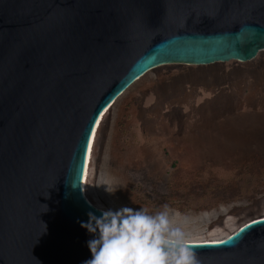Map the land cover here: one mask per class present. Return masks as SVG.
<instances>
[{
    "label": "water",
    "instance_id": "95a60500",
    "mask_svg": "<svg viewBox=\"0 0 264 264\" xmlns=\"http://www.w3.org/2000/svg\"><path fill=\"white\" fill-rule=\"evenodd\" d=\"M261 50L264 0H0V264L91 258L93 132L136 80ZM189 243L202 264H264V215Z\"/></svg>",
    "mask_w": 264,
    "mask_h": 264
},
{
    "label": "rangeland",
    "instance_id": "374dc122",
    "mask_svg": "<svg viewBox=\"0 0 264 264\" xmlns=\"http://www.w3.org/2000/svg\"><path fill=\"white\" fill-rule=\"evenodd\" d=\"M86 192L101 208L168 204L190 240L264 215V50L141 76L101 122Z\"/></svg>",
    "mask_w": 264,
    "mask_h": 264
},
{
    "label": "clouds",
    "instance_id": "9594fccd",
    "mask_svg": "<svg viewBox=\"0 0 264 264\" xmlns=\"http://www.w3.org/2000/svg\"><path fill=\"white\" fill-rule=\"evenodd\" d=\"M99 213L89 211L88 220L80 221L92 236L91 258L82 264H202L168 204L155 212L125 205Z\"/></svg>",
    "mask_w": 264,
    "mask_h": 264
},
{
    "label": "bare ground",
    "instance_id": "6f19581e",
    "mask_svg": "<svg viewBox=\"0 0 264 264\" xmlns=\"http://www.w3.org/2000/svg\"><path fill=\"white\" fill-rule=\"evenodd\" d=\"M146 74V73H145ZM140 79V78H139ZM128 89V88H127ZM126 89V90H127ZM118 99V98H117ZM116 99V100H117ZM115 100V101H116ZM115 103V102H114ZM113 103V104H114ZM112 104V105H113ZM111 105V106H112ZM111 106L105 111V113H103V115H102V117H101V119H100V122H99V124H98V126H97V129H96V131H95V135L93 136V140H92V144H91V148H90V153H89V157H88V161H87V165H86V169H85V174H84V184H83V191H84V194H85V196L87 197V199L91 202V203H93L91 200H90V198L88 197V195H87V192H86V185H87V179H88V173H89V166H90V163H91V155H92V152H93V147H94V145H95V140H96V137H97V132H98V130H99V127H100V125H101V122L103 121V118L105 117V115L107 114V112L109 111V109L111 108ZM95 205V204H94ZM96 206V205H95ZM98 207V206H97ZM99 208H101V207H99ZM226 237V236H225ZM224 238V237H223ZM223 238H220V239H207V240H190L189 242H196V241H218V240H221V239H223Z\"/></svg>",
    "mask_w": 264,
    "mask_h": 264
},
{
    "label": "snow or ice",
    "instance_id": "6c2138e0",
    "mask_svg": "<svg viewBox=\"0 0 264 264\" xmlns=\"http://www.w3.org/2000/svg\"><path fill=\"white\" fill-rule=\"evenodd\" d=\"M95 135V133L93 132V136Z\"/></svg>",
    "mask_w": 264,
    "mask_h": 264
}]
</instances>
